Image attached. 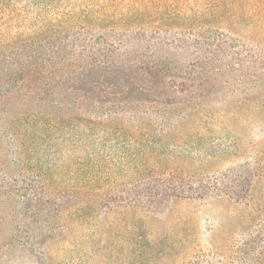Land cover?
<instances>
[{"label":"rangeland","instance_id":"rangeland-1","mask_svg":"<svg viewBox=\"0 0 264 264\" xmlns=\"http://www.w3.org/2000/svg\"><path fill=\"white\" fill-rule=\"evenodd\" d=\"M168 19L229 31L242 44L240 68L216 82L203 110L153 142L78 122L40 126L15 162L16 146L0 139V264H264V67L257 77L247 67L264 59V0H0V43L52 25L90 39ZM155 163L207 169L221 191L169 201L161 212L100 209L85 195L64 208L69 198L58 194L65 185L112 186ZM29 168L46 183L43 212L12 182Z\"/></svg>","mask_w":264,"mask_h":264},{"label":"trees","instance_id":"trees-1","mask_svg":"<svg viewBox=\"0 0 264 264\" xmlns=\"http://www.w3.org/2000/svg\"><path fill=\"white\" fill-rule=\"evenodd\" d=\"M172 23L127 22L119 36L90 39L70 34L73 27L52 25L40 34L0 43V139L16 146L11 159L20 161L19 147L40 126L78 122L90 130H132L153 142L203 110L216 82H229L231 70L240 68L242 44L213 24ZM263 64L264 59L249 61L252 77ZM39 173L29 168L12 182L19 183L21 197L35 200L37 211L43 212L49 205L40 192L46 183L40 186L35 180ZM210 173L155 163L112 186L65 185L58 194L69 198L64 208L85 195L100 209L134 204L161 212L169 201L220 192L221 178L210 183Z\"/></svg>","mask_w":264,"mask_h":264}]
</instances>
